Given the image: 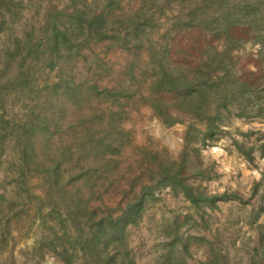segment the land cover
<instances>
[{
  "label": "trees",
  "instance_id": "trees-1",
  "mask_svg": "<svg viewBox=\"0 0 264 264\" xmlns=\"http://www.w3.org/2000/svg\"><path fill=\"white\" fill-rule=\"evenodd\" d=\"M65 2L0 0V160L11 150L5 178L22 201L34 196L46 202L55 196L51 212L58 215L55 225L65 235L57 237L61 244L54 250L63 264H135L125 243L126 228L139 223L147 196L153 197L152 187L144 185L118 213L99 191L105 176L115 177L128 145V135L118 124L125 103L139 96L167 126L190 122L193 129L195 123H207L211 138L224 113L264 119V0ZM241 42L261 47L257 72L237 68L234 53ZM89 45L122 49L134 55L132 65L145 61V67L138 76L131 69V80L118 88H100L84 78L76 82L62 76L52 84L42 79ZM14 93L31 95L24 99L21 119L10 115ZM55 95L74 108L75 125L68 129L61 125L63 110ZM38 138L43 139L40 145ZM258 149L264 157V141ZM243 153L250 158L249 152ZM152 159V180L181 192L195 207L203 202L216 206L230 196L198 192L180 169ZM32 178L41 180L40 195L32 193ZM93 199L96 205L90 207ZM60 204H66L65 214ZM181 241L176 234L167 248L173 251ZM183 248L187 253L188 245ZM171 253L163 254L169 264ZM220 258L200 264H229L226 256Z\"/></svg>",
  "mask_w": 264,
  "mask_h": 264
},
{
  "label": "rangeland",
  "instance_id": "rangeland-1",
  "mask_svg": "<svg viewBox=\"0 0 264 264\" xmlns=\"http://www.w3.org/2000/svg\"><path fill=\"white\" fill-rule=\"evenodd\" d=\"M65 1L44 0V3L62 6ZM169 25L166 22L165 27ZM152 39L156 41L158 36ZM260 50V46L250 42L239 44L234 54L238 57L240 72L258 71ZM172 53L174 55L175 51ZM137 54L146 56L142 52ZM175 57L181 59L179 55ZM133 60H136L134 55L122 49L89 45L67 65L63 64L42 79L52 84L59 83L62 76L76 82L84 78L100 88H118L127 83V79L131 80V69L137 76L143 71L144 59L143 63L135 61L132 65ZM139 83L143 86L142 81ZM139 83L133 86L135 91L139 90ZM14 94L10 115L21 119L24 99L31 95ZM54 98L60 101L63 110L61 125L66 129L75 125L73 106L65 104L64 98L56 95ZM133 99L126 101L118 121L128 135V145L119 158L115 177L108 179L105 176L99 191L110 210L116 209L113 211L118 213L144 185L152 187L149 192L153 197L147 196L139 223L126 228L125 243L134 263L169 264L163 254L172 252L170 264L221 262V256H226L229 264H251L253 260L264 264V157L258 149L264 141V119L239 118L224 113L222 120L216 123L214 138H211L206 135L207 123H195L193 129L190 122L167 126L155 115L149 103L139 96H133ZM42 141L38 138L37 144ZM243 150L250 153V158L244 156ZM10 152L8 150L0 160V264H63L54 250L61 244L57 237L65 235L64 230L55 225L58 215L51 212L55 196L52 194L53 198L46 202H39L34 196L22 201L13 184L5 178L10 169L6 163ZM146 153L150 155L145 156ZM151 155L157 161L180 169L185 182L196 191L207 195L226 193L229 198L217 201L216 206L208 202L193 206L181 192L175 193L152 180L155 172L150 164L153 161ZM29 186L35 196L43 191L39 178L30 179ZM96 202L93 199L90 207ZM60 210L65 214L66 204H60ZM176 234L182 241L170 251L168 241ZM185 245H188L187 253L183 248ZM115 251L111 249L113 256L119 258Z\"/></svg>",
  "mask_w": 264,
  "mask_h": 264
}]
</instances>
